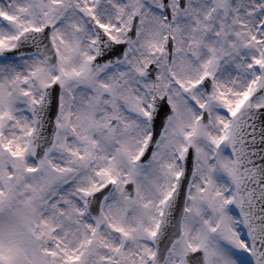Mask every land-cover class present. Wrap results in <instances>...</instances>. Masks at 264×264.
<instances>
[{
    "label": "rangeland",
    "instance_id": "rangeland-1",
    "mask_svg": "<svg viewBox=\"0 0 264 264\" xmlns=\"http://www.w3.org/2000/svg\"><path fill=\"white\" fill-rule=\"evenodd\" d=\"M88 1L95 7L93 15L118 41L125 40L118 30L129 26L133 14L140 16L136 40L113 69L90 66L92 38L71 13L78 2ZM88 1L62 0L63 5L51 8L49 0H0V43L2 37L15 38L18 31L45 20L55 25L58 56L55 69L37 56L0 60V264H150L146 237L156 228L162 196L174 185L182 136L195 149L194 172L182 240L166 264H186V250L195 249L204 252V264H243V231L228 205L231 195L224 192L229 158L218 144L224 138L220 125L228 117L219 110L230 115L233 102L255 84L256 68L263 62L264 0H187L181 12L170 0L175 54L170 71L165 62L158 64L157 90L168 96L175 113L142 165L134 161L147 128L143 109L150 82L144 69L165 54L160 0ZM205 73L213 79L207 97L191 87ZM54 79L61 85L59 145L33 172L28 106ZM175 81L183 83L188 98L201 97L209 112L207 123L193 121L198 112L192 108L190 114ZM255 103L263 104L264 98ZM8 145L15 151L23 148L19 159L13 160L12 150L6 152ZM9 172L15 174L11 180ZM108 178L116 180V189L100 216L91 221L78 215L85 195ZM127 181L133 182L132 197L123 188Z\"/></svg>",
    "mask_w": 264,
    "mask_h": 264
},
{
    "label": "water",
    "instance_id": "water-1",
    "mask_svg": "<svg viewBox=\"0 0 264 264\" xmlns=\"http://www.w3.org/2000/svg\"><path fill=\"white\" fill-rule=\"evenodd\" d=\"M44 50H43V58L46 60L51 59V55H50V51H47L48 49V45L44 44L43 45ZM43 47L39 46V47H32V52H37L41 54V50L43 49ZM41 51V52H40ZM13 52V50H12ZM48 53V54H47ZM105 58V56L103 55L101 59H99L100 61H102ZM52 92V93H51ZM46 94L51 95L50 98H48V96H46ZM46 94H45V98L43 101L45 106V113H43L42 118L40 119L38 125L40 126L43 122H47L48 124H51V120L53 119L54 116V111H55V103H56V99H57V93H55V90L53 88H50L49 90H46ZM48 101L50 102V104H48ZM40 113V110L37 111V114ZM258 118H260L261 120L264 119V109L261 111H253L251 110L249 113H247V122L249 127H253L255 129H257L258 131L263 130L264 131V124L261 122H258ZM42 133H45V131H43ZM235 145L239 148L242 149V144L241 143H235ZM169 249V247H168ZM166 248V250H168ZM165 253V252H164ZM159 255L161 254V251L158 252ZM162 261H158L157 264H160Z\"/></svg>",
    "mask_w": 264,
    "mask_h": 264
}]
</instances>
